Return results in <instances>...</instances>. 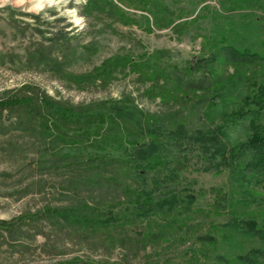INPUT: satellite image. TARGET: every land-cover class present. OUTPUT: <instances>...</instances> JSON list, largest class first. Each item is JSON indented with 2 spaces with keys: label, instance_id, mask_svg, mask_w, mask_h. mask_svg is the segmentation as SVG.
I'll return each mask as SVG.
<instances>
[{
  "label": "rangeland",
  "instance_id": "rangeland-1",
  "mask_svg": "<svg viewBox=\"0 0 264 264\" xmlns=\"http://www.w3.org/2000/svg\"><path fill=\"white\" fill-rule=\"evenodd\" d=\"M113 1L123 15L110 11L99 17L85 15L83 5L87 0H26L23 5L10 3L0 8V97L28 83L74 104L126 95L150 112L174 109L172 100L166 104L160 97L147 93L149 83L142 80L138 71L118 74L108 84L96 81L78 85L60 75L51 63L40 66L31 63L30 54L40 50L54 60L64 56L65 71L69 74L92 72L117 54L139 58L156 50H166V60L178 65L181 71L210 51L213 40L223 47L264 56V0H161L174 14H167L158 25H153L152 16L141 0ZM172 16L180 19V26H167ZM61 31L67 34L64 41H58L54 35ZM191 76L206 80L201 72ZM217 76L223 85L229 76L236 81L232 92L227 93L226 103H220L211 113L215 125H221V112L236 106L255 87L254 82L264 80V62L228 64L219 67ZM202 91L195 97L190 93L184 108L191 100L195 102ZM198 106L189 107L192 129L212 124L211 119L205 121L201 111L197 112ZM245 126L230 128L233 141L246 138ZM38 145L31 136L7 126L0 128V220L11 221L47 206L65 205L73 197L60 174L33 165V152ZM187 164L178 187L196 194L200 210L183 215L189 217L184 219L185 226L178 227L174 219L163 218L151 221L150 227L138 223L126 232L125 244H112L104 236L84 237L50 222L32 225L20 222L14 236L0 233V264H65L74 259L91 264H240L236 261L238 255L264 250V237L238 235L229 241L214 228L234 217L227 211L217 214L214 211L220 191H228L231 186L229 171L212 170L195 153ZM255 190L260 194L247 196L251 200L246 207H237V218L255 221L264 232V186ZM235 198L245 199L241 193H236ZM161 230L164 236L158 234ZM151 233L155 234L150 236ZM207 235L215 237L216 244L204 240ZM261 263L264 264V259Z\"/></svg>",
  "mask_w": 264,
  "mask_h": 264
},
{
  "label": "trees",
  "instance_id": "trees-1",
  "mask_svg": "<svg viewBox=\"0 0 264 264\" xmlns=\"http://www.w3.org/2000/svg\"><path fill=\"white\" fill-rule=\"evenodd\" d=\"M141 1L149 10L153 25L167 14H174L161 0ZM83 6L85 15L99 17L109 11L123 15L113 0H87ZM179 20L172 16L167 26H180ZM54 35L58 41L67 37L64 31ZM166 52L156 50L139 58L117 54L84 74L67 73L64 56L54 60L42 50L30 54L31 63H51L60 75L78 85L96 81L108 84L118 74L138 71L142 80L149 83V95L160 97L166 104L172 100L175 106L150 112L126 95L74 104L28 83L0 97V128L7 126L34 138L39 148L33 152V165L60 174L73 196L65 205L47 206L11 221L0 220V233L14 236L20 222H50L84 237L104 236L112 244H125L126 232L138 223L150 227L151 221L163 218L174 219L178 227H183L184 219L189 218L183 215L200 210L196 194L178 187L190 155L195 153L212 170L227 169L230 174L229 190L220 191L213 207L216 214L223 210L234 215L229 222L214 226L220 236L229 241L238 235L264 237L258 223L237 218V207H246L251 200L247 196L260 194L255 188L264 186V80L254 82L255 87L231 110L221 112V125H215L211 114L220 103H226L227 93L232 92L236 82L234 76H229L227 83H220L219 67L264 62V56L223 47L213 40L210 51L179 71L178 65L166 60ZM195 72L206 75V80L193 78ZM200 89L204 91L197 94L199 98L184 108L190 93L195 97ZM197 104L204 107L198 106L197 112L201 111L203 119H211L212 124L192 129L189 107ZM242 124H246V138L233 141L230 128ZM236 193L245 199L237 200ZM158 234L165 235L163 230ZM208 239L216 244L215 237H204ZM261 259L264 250L258 249L236 257L240 264H263ZM65 264L91 263L74 259Z\"/></svg>",
  "mask_w": 264,
  "mask_h": 264
},
{
  "label": "clouds",
  "instance_id": "clouds-1",
  "mask_svg": "<svg viewBox=\"0 0 264 264\" xmlns=\"http://www.w3.org/2000/svg\"><path fill=\"white\" fill-rule=\"evenodd\" d=\"M51 2V0H50ZM13 4L14 6H19V5H23L24 3H26V0H0V8L8 5V4ZM39 7V5H38ZM28 11H31L32 9H27Z\"/></svg>",
  "mask_w": 264,
  "mask_h": 264
}]
</instances>
